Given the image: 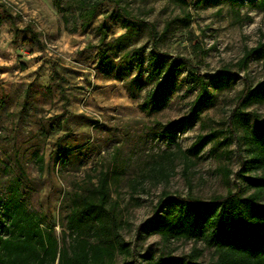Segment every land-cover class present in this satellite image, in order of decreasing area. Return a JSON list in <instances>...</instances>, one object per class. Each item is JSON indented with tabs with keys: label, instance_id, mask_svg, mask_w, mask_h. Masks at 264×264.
Here are the masks:
<instances>
[{
	"label": "rangeland",
	"instance_id": "1",
	"mask_svg": "<svg viewBox=\"0 0 264 264\" xmlns=\"http://www.w3.org/2000/svg\"><path fill=\"white\" fill-rule=\"evenodd\" d=\"M120 3L156 25L161 52L198 66L208 97L198 106L200 83L188 66L168 73L170 59L151 77L149 28L125 27L109 1L80 27L69 0H0V208L16 183L28 210L62 239L75 206L107 173V213L91 222L108 226L114 240L118 233L133 252L117 248L114 264L161 256L181 264L194 249L203 252L198 264H215L204 239L166 241L141 226L167 196L210 200L236 189L247 153L243 123L237 133L229 123L246 82L264 81V0ZM163 84V104L152 107L148 95ZM242 110L251 124L264 119V102ZM201 135L210 141L196 151Z\"/></svg>",
	"mask_w": 264,
	"mask_h": 264
},
{
	"label": "trees",
	"instance_id": "2",
	"mask_svg": "<svg viewBox=\"0 0 264 264\" xmlns=\"http://www.w3.org/2000/svg\"><path fill=\"white\" fill-rule=\"evenodd\" d=\"M102 1L105 0H69L70 5L77 7L76 19L80 20V27L88 25ZM106 1L119 10L125 27L143 24L149 28L152 42L150 55L155 61L151 77L161 75L168 65L167 59H170V74L188 66L191 75L201 85L195 100L198 106L201 105L209 95V86L197 69L198 66L184 56L161 52L158 48L160 36L153 22L132 14L120 0ZM172 1L182 8L188 6L187 0ZM208 1L197 0V3ZM58 7L64 13L65 23H68L67 9L61 6V1ZM184 18L189 21L190 12ZM32 37L38 40L36 34ZM258 49H250L243 63L246 64L249 56ZM167 90L168 87L163 84L151 91L147 100L151 101L152 107H161ZM254 102H264V81L255 87L246 82L229 123V129L234 133H237V123H243L247 153L246 159L241 160L240 170L234 174L236 189H230L225 195L210 200L193 196H167L155 216L141 226L149 235H160L166 241L202 238L208 246L215 248V264H264V119L251 124L242 110V107ZM171 125L165 126V133H171ZM209 141L210 135L199 136L194 144L196 151ZM10 189V194L0 208V264H114L117 248L127 255L133 254L118 240V233L114 240V232L108 226L100 222L96 227L95 222H91L92 218L102 221L101 216L107 213L110 200L107 173L102 174L91 194L83 196L75 206L68 217L66 229L69 232L64 230L62 239L53 229L43 226L38 214L28 210L18 184L13 183ZM164 208L167 210L160 213ZM111 227L118 232L113 217ZM91 237L96 241H92ZM202 253L200 249L192 250L189 260L181 264H198L197 259ZM124 264L174 263L161 256Z\"/></svg>",
	"mask_w": 264,
	"mask_h": 264
}]
</instances>
